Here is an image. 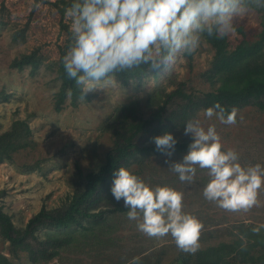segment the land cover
Returning a JSON list of instances; mask_svg holds the SVG:
<instances>
[{
	"label": "rangeland",
	"instance_id": "obj_1",
	"mask_svg": "<svg viewBox=\"0 0 264 264\" xmlns=\"http://www.w3.org/2000/svg\"><path fill=\"white\" fill-rule=\"evenodd\" d=\"M54 1L39 0L40 7L36 8L34 0H0V90L12 93L9 100H0V132L8 129L15 119H26L36 144L17 153L13 161L0 162V206L12 215L18 227L25 226L43 206H60L72 192L78 170L87 172L103 162L112 146V136L102 131L100 126L118 106L136 100L143 111L150 112L146 106L147 94L157 86L171 90L174 83H184L185 88L202 91L211 86L202 73L210 67L214 50L202 36L192 52V60L188 61L184 54H179L172 65L161 71L159 79L151 76L140 84L132 80L128 85H122L114 78V82L102 92H88L90 97H82L76 106L67 100L65 107L57 111L55 95L60 80L57 79V71L47 64L58 59L59 47L66 38L61 22L69 25L70 19L65 15L61 19L58 5L51 3ZM238 26H243L248 33L258 29L256 13L248 9L235 18L234 31L228 35L232 46L242 38L236 29ZM20 32L24 34L22 37ZM35 48L46 57L35 74L28 66L24 69L10 66L15 57ZM207 123L216 124L224 146L234 148L242 164L260 163L264 166L263 109L255 105L245 106L237 111L236 122L231 125L216 123L214 118ZM37 160L41 161L40 168L24 169L23 165ZM140 170V177L152 185L169 184L177 188L183 194V210L196 215L201 222L212 218L210 221L221 223L219 228H225L238 220L264 221V185L258 191L257 203L251 208L229 211L203 197V186L208 179L206 169L197 168L191 183L179 181L167 167L165 159L155 160ZM126 212L119 216L118 229L102 234L120 238L119 248L105 250L106 246L101 245L99 250L91 251L89 248L71 247L61 252L58 261L49 264H95L103 261L113 264L121 252L141 256L146 250L144 254L151 255L152 252L158 254L164 247L166 254L161 255V264H166L177 254L179 249L170 235L147 236L137 230L136 221L129 220ZM7 250L8 242L0 235V251L9 255ZM91 253L95 255L91 256ZM21 261L32 264L26 256L16 260L23 264Z\"/></svg>",
	"mask_w": 264,
	"mask_h": 264
},
{
	"label": "trees",
	"instance_id": "obj_2",
	"mask_svg": "<svg viewBox=\"0 0 264 264\" xmlns=\"http://www.w3.org/2000/svg\"><path fill=\"white\" fill-rule=\"evenodd\" d=\"M51 3L58 5L63 19L64 10L71 0ZM249 9L256 13L260 27L249 33L243 26L236 27L242 38L235 45H231L228 35L222 39L203 36L214 50L210 67L202 73L211 85L208 90L185 88L184 83L173 84L170 80L173 89L157 86L147 94L146 106L150 112L143 111L136 100L118 106L100 126L102 131L112 136V146L105 159L92 170L77 171L73 190L60 206H43L23 227L16 226L12 215L0 206V235L8 242L9 253L0 251V264H20L16 260L22 256L32 264H49L58 261L61 252L71 247H84L91 251L99 250L101 245L106 246L105 250L119 248L120 238L102 235L118 229L120 214L128 210L122 201L113 200L110 192L116 168L130 167L140 176V168L165 159L151 141V137L164 131H171L177 137L172 157L183 155L190 141V137L183 134L185 121L215 102L224 106L226 111L234 109L236 117L237 111L245 106L255 105L264 110V7L252 5ZM61 23L66 33L65 41L59 47L58 59L47 64L57 71V79L60 80L55 95L57 111L65 107L67 100L76 106L82 97H90L88 93L82 95L80 86L64 72L62 57L71 34L69 25ZM23 35L19 33L20 37ZM184 55L188 61L193 58V53ZM45 61L44 54L35 48L15 57L10 66L18 69L28 66L35 74ZM161 71L140 65L113 76L122 85H128L132 80L140 84L151 76L159 79ZM11 96V92L0 90V100H9ZM35 145L29 122L15 119L8 129L0 132V162L13 161L17 153ZM41 165L37 160L23 166L26 170H35ZM211 219L202 222L197 251L186 253L179 250L166 264H264V228L255 233L251 231L252 227L264 224V221L244 219L219 228L221 223ZM145 252L141 256L121 252L113 264H161V255L166 254V247L158 254Z\"/></svg>",
	"mask_w": 264,
	"mask_h": 264
},
{
	"label": "clouds",
	"instance_id": "obj_3",
	"mask_svg": "<svg viewBox=\"0 0 264 264\" xmlns=\"http://www.w3.org/2000/svg\"><path fill=\"white\" fill-rule=\"evenodd\" d=\"M264 0H71L64 10L70 19L71 40L62 57L65 74L80 86L82 95L102 92L114 82V73L146 65L166 70L179 54H190L202 36L222 39L234 31L235 18ZM39 8V0H34ZM236 122L235 110L219 102L189 117L183 134L190 137L187 150L171 159L177 137L164 131L151 137L155 150L181 182L191 183L197 168L207 170L202 195L219 208L247 210L257 203L264 185V166L245 165L232 147H225L215 123ZM110 192L122 201L126 217L150 237L170 235L186 253L199 248L201 220L183 210V194L169 184L152 185L130 167L114 170ZM264 224L252 227L258 232Z\"/></svg>",
	"mask_w": 264,
	"mask_h": 264
}]
</instances>
